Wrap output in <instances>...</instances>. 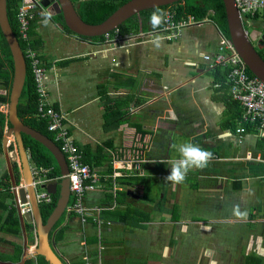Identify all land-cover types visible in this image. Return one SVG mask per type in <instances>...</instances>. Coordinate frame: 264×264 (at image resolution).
<instances>
[{"label": "crops", "instance_id": "crops-1", "mask_svg": "<svg viewBox=\"0 0 264 264\" xmlns=\"http://www.w3.org/2000/svg\"><path fill=\"white\" fill-rule=\"evenodd\" d=\"M56 16H39L29 29L46 70L47 100L65 115L71 139L93 163L87 164L119 156L120 175L108 177L107 163L96 167L103 186L85 198L87 208L102 209V264H264V141L254 128L239 130L227 70L212 67L222 36L216 23L187 28L176 41L148 37L115 49L69 34ZM244 24L255 42L261 39L264 19ZM3 109L8 113L9 105ZM183 142L211 159L182 183L166 181L170 161L179 158L172 145ZM11 153L22 184L19 157ZM9 173L2 144L0 264H38L33 254L24 261L25 246L34 245L29 225L23 232L19 220L18 228L9 220L15 211ZM62 217L64 239L51 240L56 252L66 264L87 256L98 261L94 219Z\"/></svg>", "mask_w": 264, "mask_h": 264}, {"label": "built area", "instance_id": "built-area-1", "mask_svg": "<svg viewBox=\"0 0 264 264\" xmlns=\"http://www.w3.org/2000/svg\"><path fill=\"white\" fill-rule=\"evenodd\" d=\"M236 4L243 22L248 20L264 19V0H233ZM46 11L41 8L36 0H22L17 11L18 33L22 40L28 39L30 23L35 16L45 15ZM212 22L211 19H197L194 16H187L181 21H176L175 14L166 12L163 16L162 27L151 28L148 33L137 34H122L119 29H115L103 36L102 45L105 47L122 48L129 45H136L137 42H142L148 37H157L166 41H176L181 37L183 31L192 27H203L205 24ZM221 39L219 42L218 53L215 57L212 67H222L227 70V92L230 100L239 105L242 109L241 122L242 127L239 129L242 132L246 131L245 125L253 126L257 132L258 138L264 141V83L257 77L251 76L245 61L237 52L232 40L221 31ZM26 57L30 60L31 70L34 72L36 79V91L39 97L37 116L45 121H48V131L55 135V143H59L61 151L67 158L69 172L65 175L69 181L70 202L65 209V212L71 215H76L86 224L89 219H94L95 224L99 226V246L100 254L98 264H102L103 254L106 250L104 244V232L99 215L102 209H89L85 206L86 195L94 193L102 186L101 176L98 168L87 164L84 161V155L64 124L65 115H62L50 106L47 100V94L43 88V81L46 70L41 67L37 54L27 49ZM3 96L9 97L10 92H3ZM7 107V106H6ZM7 115V111H5ZM12 147V146H11ZM14 150H17L14 147ZM119 156H112V165L114 172L112 173L113 180L120 174L117 172ZM52 172V168L32 167L33 187L36 191V202L39 206L50 204L52 196L41 190V186L48 182L51 178L48 174ZM65 176H59L56 179H61ZM113 192L116 187L113 183ZM12 193V190H11ZM20 209V216L24 217L30 214V208L25 205L22 208L20 203H17ZM14 210L16 205L13 202ZM33 229L31 230L34 239V245L30 250V254L35 256L37 248V233L32 224H28ZM92 257H85L86 264H92Z\"/></svg>", "mask_w": 264, "mask_h": 264}, {"label": "water", "instance_id": "water-1", "mask_svg": "<svg viewBox=\"0 0 264 264\" xmlns=\"http://www.w3.org/2000/svg\"><path fill=\"white\" fill-rule=\"evenodd\" d=\"M6 1L7 0H0V29L10 47L13 58V84L10 90L9 110L7 113V122L11 128L8 130L3 140V151L10 170L9 176L12 190V202L16 205V215L23 232L25 224L33 223L35 227L38 245L35 250V257L45 258L48 264H66L64 259L54 249L49 236L54 231L55 226L63 216L70 202L69 181L65 176L69 172L68 161L59 145L42 133L40 134L26 127L18 117V107L28 77L27 63L20 45L10 28L7 18ZM36 1H38L39 5L46 11L48 16L54 17L56 15H61L64 25L72 35L82 39L93 40V38L103 37L106 33L119 28L127 20L134 16H138L141 12L166 8L183 2L184 0H130L97 26L84 23L70 0ZM222 2L226 10L230 39L237 52L245 61L250 73L264 83V58L260 56L257 48L254 46L255 41L252 37L253 30H247L233 0H222ZM262 38L263 37H261L260 40H263ZM23 136H28L47 148L55 157L60 167V175L65 176L52 183H45L41 186V190L45 188L48 194L53 196L58 195L55 208L45 224L42 221L40 206L35 200L36 191L32 185L33 178L31 174L34 164L31 162V156L26 149ZM11 140H13L14 143H11ZM12 144H15L14 146L17 149L15 151L20 161L22 184L16 183L12 175L11 164L14 155V153H11ZM128 194L132 196V193ZM18 202L22 208L28 205L30 214L21 217L20 209L17 206ZM24 250V261H26L31 258V255L27 246H25Z\"/></svg>", "mask_w": 264, "mask_h": 264}, {"label": "trees", "instance_id": "trees-1", "mask_svg": "<svg viewBox=\"0 0 264 264\" xmlns=\"http://www.w3.org/2000/svg\"><path fill=\"white\" fill-rule=\"evenodd\" d=\"M71 4L74 5L77 14L82 19V21L91 26H97L104 20H106L110 15H112L117 9H119L122 5L127 3L130 0H70ZM22 0H7L6 1V10H7V18L10 25V28L17 39L20 48L26 58L27 63V82L26 86L24 87L23 95L18 107V117L20 121L30 129L42 133L43 135L49 137L51 140L55 142V135L48 131V121L42 120L37 116L38 113V105H39V97L36 91V79L34 72L31 70L30 60L26 57L27 49H31L34 51V47L30 42V30L31 26L34 22L39 18V16H35V18L30 23V30L28 32V39L26 41L22 40L18 33V22H17V11L21 4ZM157 9L147 10L141 12L138 16H134L133 18L127 20L124 24H122L118 29L122 34H130V33H137L140 29L147 30L153 25L150 22V17L154 11ZM160 12L163 13V16L166 12H172L175 14L176 21H181L187 16H194L197 19H205L209 18L213 20L216 25L220 28V30L230 38L229 31H228V23H227V16L226 10L223 5L222 0H184L176 5L169 6L166 8L158 9ZM57 20L60 24L63 25V28L69 32L62 21V16L57 15ZM139 19L141 20L139 22ZM163 21V18H162ZM157 28L162 27V22L156 26ZM69 34H71L69 32ZM103 39V37L93 38V40ZM264 58V50L260 52V56ZM13 58L11 54L10 47L0 29V147H2L5 129L8 126L9 129L11 126L7 122V115L5 114L4 107L9 105V97L3 96V92H10L11 86L13 84ZM227 75V73H226ZM251 76H253L250 73ZM227 77V76H226ZM230 99V98H229ZM231 102V101H230ZM233 108L237 111V116L241 120L242 116V109L239 107L238 104L231 102ZM239 120V121H240ZM253 126L246 125V129L252 130ZM23 141L28 150L29 155L31 156V161L34 166L37 167H44V168H52V172L48 174L49 178H57L60 176V167L55 159V157L50 153V151L45 148L41 143L37 142L36 140H32L28 136H23ZM59 145V143H56ZM13 152V147L11 148ZM107 155V153H106ZM105 155V156H106ZM108 157V156H107ZM105 158L103 163H96L94 167L104 166V163L108 164V177L112 176L113 165L112 162ZM84 161L86 163L90 162L85 156ZM93 164V163H92ZM99 164V165H98ZM13 178L16 183H19V169L17 164L13 166ZM59 180V179H58ZM111 181V180H110ZM101 184L103 186V180L101 177ZM109 185V184H108ZM113 185V184H111ZM7 188V184L4 185ZM102 186L100 188H102ZM7 193H9V188H7ZM87 196V195H86ZM58 195L52 196V202L50 204L41 205L40 212L42 221L45 224L48 217L52 213L55 208L56 201ZM11 222L16 225V228L19 227L18 219L16 218L15 211L11 212L10 218ZM64 218L62 217L61 220L55 226L54 231L50 234L49 238L52 240V237L59 241L64 238V230L60 228L62 221ZM33 227L25 226V230H32ZM93 258V256H92ZM94 259V258H93ZM93 264H97V259L92 260ZM30 264V263H26ZM38 264H48L43 257H39ZM80 264H85L82 262Z\"/></svg>", "mask_w": 264, "mask_h": 264}, {"label": "clouds", "instance_id": "clouds-1", "mask_svg": "<svg viewBox=\"0 0 264 264\" xmlns=\"http://www.w3.org/2000/svg\"><path fill=\"white\" fill-rule=\"evenodd\" d=\"M162 18V12L158 9L154 11L150 17L153 27L158 26L162 22ZM45 23H47V19ZM156 41H159V37L156 38ZM172 147L178 152L179 158L170 161V174L166 177V181L177 184L186 179L187 173L191 169L205 167L212 156L210 152L191 142H183L179 145L173 144Z\"/></svg>", "mask_w": 264, "mask_h": 264}, {"label": "flooded vegetation", "instance_id": "flooded-vegetation-1", "mask_svg": "<svg viewBox=\"0 0 264 264\" xmlns=\"http://www.w3.org/2000/svg\"><path fill=\"white\" fill-rule=\"evenodd\" d=\"M262 37H263L262 38L263 40H258V41H256L254 43V46L257 48V51H258L259 54H260L261 51L264 50V33H263ZM262 57H263V55H262Z\"/></svg>", "mask_w": 264, "mask_h": 264}, {"label": "rangeland", "instance_id": "rangeland-1", "mask_svg": "<svg viewBox=\"0 0 264 264\" xmlns=\"http://www.w3.org/2000/svg\"><path fill=\"white\" fill-rule=\"evenodd\" d=\"M64 239V238H63ZM63 239H61V240H63ZM61 240H59V241H61Z\"/></svg>", "mask_w": 264, "mask_h": 264}]
</instances>
